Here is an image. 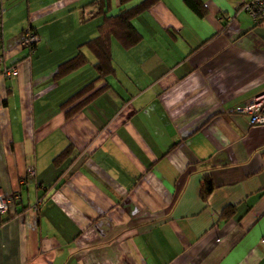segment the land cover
Instances as JSON below:
<instances>
[{
	"label": "crops",
	"instance_id": "obj_1",
	"mask_svg": "<svg viewBox=\"0 0 264 264\" xmlns=\"http://www.w3.org/2000/svg\"><path fill=\"white\" fill-rule=\"evenodd\" d=\"M202 1L205 17L186 0L136 16L141 41L112 38L114 72L63 105L98 76L85 45L100 35L97 0H0L17 66L0 75V191L18 195L0 264H264V124L238 111L264 94V26L241 0ZM79 50L89 62L56 76Z\"/></svg>",
	"mask_w": 264,
	"mask_h": 264
},
{
	"label": "trees",
	"instance_id": "obj_2",
	"mask_svg": "<svg viewBox=\"0 0 264 264\" xmlns=\"http://www.w3.org/2000/svg\"><path fill=\"white\" fill-rule=\"evenodd\" d=\"M131 1L133 0H118L121 9L118 13L113 14L110 12L109 8L111 0H97L96 14L99 16H103V22L100 25V35L86 42L85 45H87L97 57L95 69L98 73V76L95 80H93L73 96H71L69 100H67L63 105H68L73 101L80 99L95 88L97 81L114 72L111 51L112 38H116L126 49L131 48L132 46L139 43V41H141L142 34L134 25L133 19L143 12L149 10L160 0H140L134 6L126 8V4ZM186 4L190 6L200 17H205L207 15V8L202 0H186ZM34 46L35 44L31 47V49H33ZM0 48H3L2 39L0 40ZM88 62L89 58L87 57V55L79 50L73 57L69 58L59 65L56 76L63 77L77 70ZM104 87L105 86H102L96 89L94 93H92L88 98L103 91ZM82 102L72 108L69 111V115L73 111L77 110L78 106L82 105ZM70 148L71 147H67L65 150H63V152H61V154L56 157L55 161H60L65 158L70 153ZM213 189L214 183L212 178L209 175H205L203 177L200 189V195L203 201L207 202L209 200ZM235 213L236 206H226L220 214V219H228ZM8 214L1 217V220H3L4 218H10L11 216H8Z\"/></svg>",
	"mask_w": 264,
	"mask_h": 264
},
{
	"label": "built area",
	"instance_id": "obj_3",
	"mask_svg": "<svg viewBox=\"0 0 264 264\" xmlns=\"http://www.w3.org/2000/svg\"><path fill=\"white\" fill-rule=\"evenodd\" d=\"M240 9L249 13L253 18L255 24L264 26V0H241ZM2 7L0 4V40L2 39V24H1ZM39 37L31 29H27L24 32L22 38V46L31 48L37 43ZM3 48H0V75L6 78H11L17 74L16 65H8L6 63L5 56L2 52ZM238 111L244 112L250 115L251 123L254 125L264 124V94L251 100L246 106L241 107ZM35 169L33 166H29L28 175H34ZM18 198L17 194L6 193L0 191V219L7 215L10 211L11 205L16 202ZM42 203V199H39L34 208H37Z\"/></svg>",
	"mask_w": 264,
	"mask_h": 264
}]
</instances>
